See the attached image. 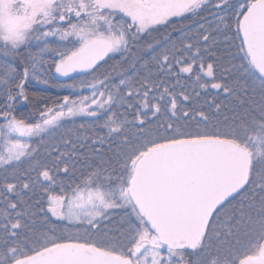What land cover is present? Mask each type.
I'll return each instance as SVG.
<instances>
[{"label": "snow or ice", "instance_id": "obj_1", "mask_svg": "<svg viewBox=\"0 0 264 264\" xmlns=\"http://www.w3.org/2000/svg\"><path fill=\"white\" fill-rule=\"evenodd\" d=\"M0 264H264V0H0Z\"/></svg>", "mask_w": 264, "mask_h": 264}, {"label": "trees", "instance_id": "obj_2", "mask_svg": "<svg viewBox=\"0 0 264 264\" xmlns=\"http://www.w3.org/2000/svg\"><path fill=\"white\" fill-rule=\"evenodd\" d=\"M39 87V86H36ZM33 86H30V90H32ZM52 94H56L57 90L56 89H51L49 90Z\"/></svg>", "mask_w": 264, "mask_h": 264}]
</instances>
